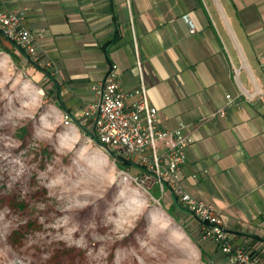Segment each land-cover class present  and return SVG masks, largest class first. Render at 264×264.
Masks as SVG:
<instances>
[{
  "label": "crops",
  "instance_id": "1",
  "mask_svg": "<svg viewBox=\"0 0 264 264\" xmlns=\"http://www.w3.org/2000/svg\"><path fill=\"white\" fill-rule=\"evenodd\" d=\"M0 12L23 13L36 66L1 33L0 47L44 82L63 121L96 98L111 65L123 91L143 82L158 127L194 139L182 188L264 264V0H0ZM201 242L202 255L220 250Z\"/></svg>",
  "mask_w": 264,
  "mask_h": 264
},
{
  "label": "rangeland",
  "instance_id": "2",
  "mask_svg": "<svg viewBox=\"0 0 264 264\" xmlns=\"http://www.w3.org/2000/svg\"><path fill=\"white\" fill-rule=\"evenodd\" d=\"M1 43V42H0ZM1 45V44H0ZM2 46V45H1ZM58 108L0 47V264H215L193 217ZM92 133V134H91Z\"/></svg>",
  "mask_w": 264,
  "mask_h": 264
},
{
  "label": "built area",
  "instance_id": "3",
  "mask_svg": "<svg viewBox=\"0 0 264 264\" xmlns=\"http://www.w3.org/2000/svg\"><path fill=\"white\" fill-rule=\"evenodd\" d=\"M22 20L21 12H0V33L35 63V35L22 25ZM137 68L141 76L139 62ZM95 94L76 120L66 117L64 123L86 127L90 122L100 145L138 168L135 181L141 186L156 185L161 194L170 191L177 204L199 224L201 240L212 241L229 264H260L249 248L232 243L219 212L182 188L185 149L194 139L184 134L182 125L172 131L158 127L157 110L150 104L143 82L136 90L123 91L117 67L111 65Z\"/></svg>",
  "mask_w": 264,
  "mask_h": 264
},
{
  "label": "trees",
  "instance_id": "4",
  "mask_svg": "<svg viewBox=\"0 0 264 264\" xmlns=\"http://www.w3.org/2000/svg\"><path fill=\"white\" fill-rule=\"evenodd\" d=\"M26 59H27V61H28V63H29L30 65H34V66H36V64L33 63L28 57H27ZM80 129H82L84 132L86 131V127H80ZM91 129H92V128H91ZM92 131H93V129H92ZM91 134H92V133H91ZM91 136H92L93 138H95L96 143H97L100 147H102V148H104L105 150H107V151L110 153V155L116 159L118 165L120 166V168H121L122 170H126V171H127V170L130 168V166H135V165L132 164L131 162L125 161V160H123L120 156H117L115 153L109 151L108 148H106V147L100 145V144L97 142V140H96V136H95V134H94V131H93V134H92Z\"/></svg>",
  "mask_w": 264,
  "mask_h": 264
}]
</instances>
